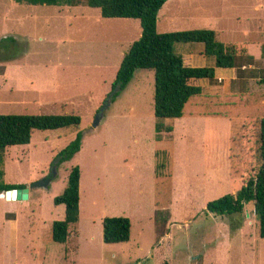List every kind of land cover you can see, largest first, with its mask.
Returning <instances> with one entry per match:
<instances>
[{"label": "rangeland", "instance_id": "374dc122", "mask_svg": "<svg viewBox=\"0 0 264 264\" xmlns=\"http://www.w3.org/2000/svg\"><path fill=\"white\" fill-rule=\"evenodd\" d=\"M167 19L160 10L157 32L209 27L204 20ZM140 34L137 19L103 18L86 5L0 0V40H17L6 41L0 51V114L81 119L78 129L34 130L28 144L5 148L3 182L23 185L29 196L11 201L0 195V264H155L153 249L167 228L172 264H264L252 204L245 216L206 210L208 201L235 193L259 166L258 121L264 116L259 47L248 52L251 64L239 56L233 79L191 80L203 86L202 93L187 102L183 116L165 120L174 131L157 139L153 71L137 69L124 89L111 90L123 54ZM200 48L201 43L173 45L185 65L198 64ZM205 58L202 66L213 63ZM77 131L80 150L61 160ZM74 166L80 170L79 219L67 240L57 243L51 223L63 218L64 205L53 199ZM106 216L129 218L128 241L103 242Z\"/></svg>", "mask_w": 264, "mask_h": 264}, {"label": "trees", "instance_id": "16d2710c", "mask_svg": "<svg viewBox=\"0 0 264 264\" xmlns=\"http://www.w3.org/2000/svg\"><path fill=\"white\" fill-rule=\"evenodd\" d=\"M31 5H86L99 9L103 18L137 19L141 34L123 54L112 82L111 90H122L132 79L137 69L153 71V115L155 132L170 133L173 120L183 115L186 103L202 93V86L191 84V79L215 80L214 68H238L239 56H253L245 48L234 44H225L217 39L216 32L209 28H194L170 32H157V15L167 0H15ZM6 41L16 43V39L6 37L0 40V51L6 50ZM175 43H201L203 54L214 60L213 66H187L182 55L173 49ZM264 58V46L261 49ZM5 59V57H4ZM241 66V65H240ZM264 83V76L260 79ZM112 94V98L117 95ZM80 117L74 114H0V193L12 188H24L23 185L3 182L1 170L6 147L28 144L34 130H55L73 127L78 129ZM82 135L79 131L72 141L60 152L61 160L70 159L81 148ZM257 157L259 166L254 176L235 192L227 193L206 203V210L215 216H245V207L252 204L258 224V235L264 239V116L258 121ZM157 168V166H155ZM79 179L80 170L74 166L68 173L67 182L61 194L53 199L55 205H64V215L51 223V239L57 243L67 240L70 228L75 227L79 219ZM162 213V212H159ZM165 216L160 217L165 223ZM131 223L125 216H106L101 221L102 240L113 244L129 240ZM166 236L160 234L153 249L155 264H172L173 238L167 228Z\"/></svg>", "mask_w": 264, "mask_h": 264}, {"label": "crops", "instance_id": "0c3cea01", "mask_svg": "<svg viewBox=\"0 0 264 264\" xmlns=\"http://www.w3.org/2000/svg\"><path fill=\"white\" fill-rule=\"evenodd\" d=\"M162 9L163 16L171 20H204L208 28L216 32L217 37L222 36L223 43L242 46L247 52H250L251 46L255 45L259 47L261 55L264 46L260 44L264 40V0H167L160 10ZM185 47L187 54L191 53L190 46ZM200 49L198 64L191 63L187 66L207 65L203 48ZM181 55L184 58L183 53ZM183 63L185 64V61ZM213 65L214 60L209 66ZM214 73L215 78L222 76L235 78V68L215 67ZM15 226V221H12L13 231Z\"/></svg>", "mask_w": 264, "mask_h": 264}, {"label": "water", "instance_id": "95a60500", "mask_svg": "<svg viewBox=\"0 0 264 264\" xmlns=\"http://www.w3.org/2000/svg\"><path fill=\"white\" fill-rule=\"evenodd\" d=\"M118 89V87H117ZM97 121V120H96ZM28 188H12V189H7L3 192L0 193L2 197H4L6 200H11V201H22L26 200L29 196L28 194Z\"/></svg>", "mask_w": 264, "mask_h": 264}]
</instances>
